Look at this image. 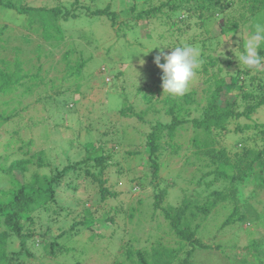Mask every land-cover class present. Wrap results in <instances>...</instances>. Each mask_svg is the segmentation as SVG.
Masks as SVG:
<instances>
[{
    "label": "trees",
    "instance_id": "trees-1",
    "mask_svg": "<svg viewBox=\"0 0 264 264\" xmlns=\"http://www.w3.org/2000/svg\"><path fill=\"white\" fill-rule=\"evenodd\" d=\"M78 1L73 0L71 8L63 5L48 8L45 4L31 6L27 0H0V6L25 13L28 18L23 27L31 29L43 41V44L40 42L33 44V38L29 33L0 37L3 43H7L10 38L12 41H16L15 44L7 47L14 54L12 60L0 55V93L9 94L20 90L11 95V99L16 102V105L9 112L0 111V125L14 117L21 118L28 111L26 109L32 108V106L34 108V104L40 110H46L45 104L48 98L56 103L52 112L62 116L64 111L76 113L75 106L81 102L80 100L83 101L80 94L87 88H93L98 96H105L109 93L102 87L112 86L111 82L103 80L97 87L90 85L91 77L88 75L91 74L93 79L97 75L102 77L101 69L97 67V63L94 66L96 71L95 68L88 70L87 64L92 56H86L82 51L79 52L73 45V48L67 46L61 56L67 60L63 70H60L63 75L59 79L67 81V85L57 87L53 97L39 95L32 103L18 105L21 103L22 96L34 92L38 86H45L49 81L39 74L40 66L36 71L31 72L29 66L25 69L23 64L27 65L26 63H30L29 61L32 62V54L38 57L41 56L42 51H50L51 54H54L53 48L49 46L51 45L50 41L53 42V47L68 43L66 38L69 36L65 35V29L61 27L60 20L65 22L80 15V13H76V9L80 10L76 5ZM246 1L249 2L246 3ZM111 5V3L106 4L103 8L95 10L86 7V13L106 15L113 26L117 14L110 10ZM163 6L167 9L162 10ZM131 9L134 10L135 5L131 6ZM233 12L237 13L236 16ZM156 13H159L163 19L174 17L176 20L172 21L171 17L170 25L183 24L178 33L185 32L186 27L190 24L203 28L207 32L213 23L219 29V36L229 32L234 34L235 31L241 29V26H246L248 32L251 33L254 32V25L262 22L260 19L264 17V0H164L157 6L141 11L136 17L143 14L154 16ZM259 13L263 16L259 17ZM5 27L11 28L10 25L1 26L0 34ZM195 37V34L190 35V38H186V43L201 46L202 63L196 70L195 78L190 83L189 90L185 95L166 94L160 99V96L156 97L153 96V93H145L139 87L136 89L139 93L142 92L141 97L148 106L144 110L149 109L156 113L153 123L152 120L146 121V124H149L148 130L141 132L144 142L140 141V143L145 144L147 149L139 151L147 152L154 171L159 167L157 157L164 145L175 152L185 145L187 148H196L195 151H191L193 153H211L209 161L204 166L214 165V168L204 171L197 178V183L204 182L209 187L216 181L222 180L225 182V186L223 190H211L201 201L197 200L198 198L191 201L186 197L179 206L162 209L166 233L173 234L172 244H163L157 241L156 244H150V247L133 248L132 240H130L129 244L121 247L124 248L121 253L122 261L118 263L187 264V256L192 251L198 247L202 249L209 247L208 244L195 237V230L200 227V222L194 221L196 217L200 216L205 219L218 203L219 207L223 206L221 200L232 198L237 190V185L244 183L247 179L258 180L257 184L260 183L264 189V124L255 123L254 128L258 130L252 134L253 136L250 135V137L252 136L251 140L242 139V142L239 143L240 148L233 149L231 153L224 146H218L220 137L229 132L228 124L231 118L240 115L250 118L251 113L256 112L259 107H264V63L259 69H248L243 65L239 66V64L236 66L232 64L229 55L228 59H222L224 55L222 52L216 56L209 54L210 51L207 50V47L212 51L217 50L219 39L214 42L215 46H211L212 41L208 37L201 39H195ZM208 43L210 46L206 47ZM243 43L244 41L241 39L238 46L240 49L243 48ZM3 48L4 45L0 44V49ZM71 54H74L73 60L69 58ZM260 54L264 56V48L260 49ZM225 60H228L226 65L223 64ZM109 66L110 64H106V67ZM156 67L150 65L147 70L155 73L154 75H157V80H159L162 76L161 73L156 72L158 66L156 65ZM198 76L202 78L200 86L196 85ZM78 92H80L79 95L76 94ZM228 93L233 95H228ZM7 102L4 101V103ZM241 103L244 105L243 109L236 110ZM133 108V105L124 97L118 112L112 114H120L128 118L134 115L137 117V122L144 121L143 114L146 112H135ZM52 112L48 111V114L53 115ZM30 117L31 123L24 124V126L30 128L31 125H39L43 131L41 139L44 142L49 140L50 135L54 136L60 133V125L57 122L50 125L44 121L47 119L46 117L35 118L32 114ZM245 127L249 128L250 126L245 125ZM187 130H191L187 139L180 142L175 140L177 137H184ZM98 131L94 140H89L82 145V152H79L81 156L77 158L69 154L68 150L74 148L70 140L63 141L61 139L62 146L60 143L58 144L59 147L68 149L65 152L63 149L61 150L64 153L62 155H65L63 158L58 153L51 158L48 157L44 148L31 149L32 138H20L18 141L27 146L25 149L27 157H12L8 165H5V161L13 153V150L8 149L9 145L17 141L14 139V135L18 134V128L7 131L9 136L4 139L2 145L5 153L0 154V175H8L11 185L8 188L0 187V264H34L35 260H39L40 264H47L49 259H53L61 253H67L72 247L60 246L57 241L58 237L66 235L69 231L76 230L80 226L90 228L96 221L90 209L84 207V203L89 201L94 193L97 194L96 201L100 203H103L109 195L117 194L116 191L103 185V182L107 181L104 174L111 167L109 158L112 146L107 148L106 143L115 137L117 130L111 131L109 139L108 131L100 129ZM53 142L57 143L55 139ZM137 152L138 150L125 151L129 155H135ZM184 155L186 159L187 152ZM28 164L35 165V170L29 178L25 177L21 181L16 176V170L24 175ZM116 171L119 170L116 169ZM209 176L211 177L208 178ZM76 179L85 183L81 184ZM82 185L85 191L91 192L86 193L83 197L80 195L74 197L77 206L82 207L80 208L82 216L81 218L72 217L69 220L71 218L69 211L58 202V195L63 191L61 186L68 189L75 188L74 191L78 194L83 190L80 189ZM243 217V214H238V208L233 207L222 224L227 225L236 220H242ZM161 225L159 223V226ZM76 232L79 231L76 230ZM13 240L17 241V249H7L8 244H12ZM35 240L37 245L42 247L41 251L33 249ZM259 243L255 240L251 241L252 247H257ZM183 251L186 255L181 258L180 254ZM260 263H262L261 260Z\"/></svg>",
    "mask_w": 264,
    "mask_h": 264
},
{
    "label": "rangeland",
    "instance_id": "rangeland-1",
    "mask_svg": "<svg viewBox=\"0 0 264 264\" xmlns=\"http://www.w3.org/2000/svg\"><path fill=\"white\" fill-rule=\"evenodd\" d=\"M27 1L30 2L31 6L45 4L48 8L57 5L71 8V2H73V0ZM162 2L164 0H79L76 5L81 11L76 9V13H80V15L65 22L60 20L61 27L65 29V35L69 36L66 38L68 43L53 47V42L50 41L51 45L49 46L53 48L54 54H51L50 51H42L43 54L41 52L39 57L32 54V62H25L27 65L23 64L25 69L29 66L31 72L36 71L37 67L40 66L39 74L49 81L45 86H38L34 92L22 96L21 103L18 104L20 106L32 103L39 95L41 97L50 95L53 97L57 87L67 85V81L59 79L63 75L60 70H63L67 60L61 56L67 46L73 48L74 45L79 52L82 51L86 56H92L87 64L88 70L95 68L94 66L98 63L97 67L101 69L103 75L102 77L97 75L94 79L91 74L88 75L91 77V86L97 87L103 80L113 84L102 87L103 90L109 92L105 96H98L93 88L83 90L80 94L83 101L80 100L81 102L74 108L77 110L76 113L64 111L62 116L53 113L52 109L54 110L56 103L48 98L45 104L46 110L42 111L34 104V108L32 106V108L26 109L28 111L25 110L26 112L21 118L14 117L0 125V154L5 153L2 145L4 139L9 136L7 131L18 128V134L14 135V139L17 141L9 145L8 149L13 150V153L5 161V165H8L12 157H27L25 153L27 146L18 141L20 138H32L31 149L44 148L48 157L51 158L57 153L63 158L65 155H62L64 153L61 150L63 149L65 152L68 149L59 147L58 144L60 143L62 146L61 139L63 141L70 140L74 148L68 150L69 154L77 158L81 156L79 152H82V145L96 138V134L99 133L98 129L108 131V139L111 131L117 130L115 137L106 143L107 148L112 146L109 158L111 167L104 174L107 181L103 182L104 186L116 191L117 194L109 195L103 203L96 201V193L92 194L90 200L84 203V207L90 209L96 221L90 228L80 226L76 228L78 233L73 230L58 237L57 241L60 246L72 247V249L49 259L47 264H121L118 263L122 261L121 253L124 248L121 247L129 244L130 240H132L133 248L150 247V244H156L157 241L163 244H172L173 234L166 233L162 209L169 206L177 207L186 197L190 198L191 201L196 198L201 201L211 190H223L225 186V182L222 180L216 181L209 187L204 182L197 183V178L204 171L214 168V165L204 166L209 161V154L211 153H193L191 151H195L196 148H187L185 145H182L176 152L164 145L157 157L159 167L154 171L147 157V152L139 150L147 149L145 144L140 143V141L144 142L141 132L148 130L149 124L147 125L146 121L152 120L153 123L156 113L149 109L144 110L148 106L141 97L142 92L139 93L136 89L139 87L145 93H153V96L156 97L160 96V99L166 95V93L163 94L162 79L157 80V75L147 69L150 65L157 68L154 57L160 48H164L165 52H170L171 48L160 45L158 48L148 51L153 45L163 43L175 47L186 43V38H190V35L193 34L196 35L195 39L208 37L212 41L211 46H215L214 42L219 39L217 50H210L207 47L210 44H206L207 50L210 51L209 54L216 56L222 52L224 53L222 59H228L229 55L232 64L237 66L239 61L235 54L238 55L243 52V48L238 47L240 40L245 41L253 32L249 33L246 26H241V29L235 31L234 34L229 32L219 36V29L213 23L207 32L203 28L190 24L186 27L185 32L178 33L183 24L170 25L172 16L169 19H163L159 13H156L154 16L143 14L136 17L141 11L157 6ZM248 2L246 1V3ZM110 3L112 4L109 7L110 10L117 14L113 26L106 15H89L86 13V7L95 10ZM133 5H135L134 10L131 9ZM165 9L167 8L163 6L162 10ZM233 14L235 13L233 12ZM263 15L259 13V17ZM27 18L25 13L17 12L16 9L0 6V27L11 26L10 29L5 27L0 37L29 33L33 38V44L38 42L43 44L42 39L35 32L23 27L26 25ZM173 20L176 19L172 17ZM260 20L262 22L259 23L264 24V17ZM15 43L16 41H12V38L7 43L0 40V44L4 45V48L0 49V55L12 60L14 54L8 48ZM194 46L201 47L199 44ZM141 50L145 53H137ZM69 58L73 60L74 54H71ZM227 61L225 60L223 64L226 65ZM164 62L162 58L161 63ZM105 63L110 64V66L106 67ZM156 72L161 73L162 76V69L159 67ZM201 79L200 76L196 77L197 86H200ZM17 91L20 90H15L13 93ZM13 93H0V111L9 112L16 105V102L11 99ZM79 93L76 94L79 95ZM228 95L233 94L228 93ZM124 97L133 105L135 112H146L143 114L144 121L137 122V117L134 115L128 118L120 114H112L118 112ZM4 101L8 102L4 103ZM70 107L72 108V106ZM243 107L244 105L241 103L236 110L241 111ZM48 111L52 112L53 115H49ZM31 114L35 118L38 116L46 117L47 119L44 121L50 125L57 122L60 125V133L54 136L50 135L49 140L44 142L41 139L43 131L39 125H31L30 128L24 126V124L31 123ZM255 123L264 124V107H259L256 112L251 113L250 118L242 115L231 118L228 124L229 132L220 137L218 146H224L230 153L233 149L240 148L239 143L242 142V139L251 140L252 134L258 130L254 128ZM245 125L250 127L247 128ZM190 131L187 130L184 137H177L175 140L180 142L187 139L191 134ZM250 135L252 136L250 137ZM54 139L56 144L53 142ZM126 150H138V152L135 155H129L125 153ZM185 152L188 154L186 159ZM27 166L28 169L24 175L16 170V176L21 181L25 177L29 178L36 167L32 164ZM195 176L197 177L195 178ZM0 177V187L8 188L11 185L9 176L3 174ZM134 179L136 180L133 181ZM73 181L80 182L78 179ZM257 183L258 180L247 179L244 183L238 184L232 198L221 200L223 206L219 207L218 203L205 219L200 216L196 217L194 221L200 222V227L195 230V237L208 244L209 247L204 249L198 247L192 251L187 256V264H264V189L260 183L259 185ZM74 189L61 186L63 191L58 195L59 204L70 213L69 217L71 218L69 220L72 217L81 218L82 216L80 213L82 207L77 206L74 197L76 195L83 197L86 193L91 192L85 191L83 185L80 187L83 190L78 194ZM233 207L238 208V214H243L244 217L242 220H236L227 225L222 224ZM159 223L162 225L159 226ZM253 240L260 242L257 247H252L251 241ZM37 241L33 242V249L41 251L42 247L37 245ZM17 247V241L13 240L12 244H8L7 249L16 250ZM185 255L183 251L180 257L184 258ZM34 264H40V261L35 260Z\"/></svg>",
    "mask_w": 264,
    "mask_h": 264
},
{
    "label": "clouds",
    "instance_id": "clouds-1",
    "mask_svg": "<svg viewBox=\"0 0 264 264\" xmlns=\"http://www.w3.org/2000/svg\"><path fill=\"white\" fill-rule=\"evenodd\" d=\"M160 45L171 48L170 52H165L164 48H160L154 57V63L162 69L163 94L183 96L189 90L190 83L195 78L196 70L202 63L200 48L188 43H182L175 47L160 43L153 45L148 51L158 48ZM262 48H264V24L257 23L254 25L253 34L243 43V52L239 55L235 54L239 66L259 69L264 63V56L260 54ZM141 52L145 53L143 50L137 53ZM162 58L164 63H161Z\"/></svg>",
    "mask_w": 264,
    "mask_h": 264
}]
</instances>
